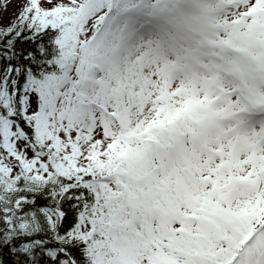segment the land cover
<instances>
[{
	"label": "snow or ice",
	"instance_id": "snow-or-ice-1",
	"mask_svg": "<svg viewBox=\"0 0 264 264\" xmlns=\"http://www.w3.org/2000/svg\"><path fill=\"white\" fill-rule=\"evenodd\" d=\"M0 264H264V0L0 16Z\"/></svg>",
	"mask_w": 264,
	"mask_h": 264
},
{
	"label": "rangeland",
	"instance_id": "rangeland-1",
	"mask_svg": "<svg viewBox=\"0 0 264 264\" xmlns=\"http://www.w3.org/2000/svg\"><path fill=\"white\" fill-rule=\"evenodd\" d=\"M18 0H10L7 4L6 11H0V16H2L4 23H7L9 19L13 16L16 11Z\"/></svg>",
	"mask_w": 264,
	"mask_h": 264
}]
</instances>
